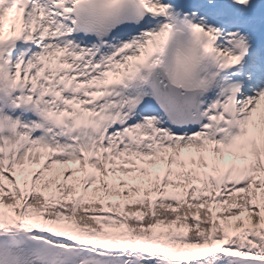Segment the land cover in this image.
Listing matches in <instances>:
<instances>
[{"label": "snow or ice", "instance_id": "6c2138e0", "mask_svg": "<svg viewBox=\"0 0 264 264\" xmlns=\"http://www.w3.org/2000/svg\"><path fill=\"white\" fill-rule=\"evenodd\" d=\"M0 264H264V0H0Z\"/></svg>", "mask_w": 264, "mask_h": 264}]
</instances>
